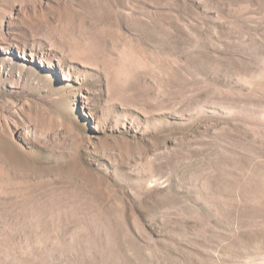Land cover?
Listing matches in <instances>:
<instances>
[{
  "label": "rangeland",
  "instance_id": "374dc122",
  "mask_svg": "<svg viewBox=\"0 0 264 264\" xmlns=\"http://www.w3.org/2000/svg\"><path fill=\"white\" fill-rule=\"evenodd\" d=\"M0 264H264V0H0Z\"/></svg>",
  "mask_w": 264,
  "mask_h": 264
}]
</instances>
